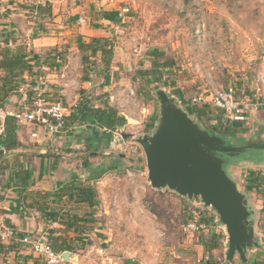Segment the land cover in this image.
Here are the masks:
<instances>
[{
  "label": "rangeland",
  "instance_id": "1",
  "mask_svg": "<svg viewBox=\"0 0 264 264\" xmlns=\"http://www.w3.org/2000/svg\"><path fill=\"white\" fill-rule=\"evenodd\" d=\"M47 4L44 10L48 9ZM109 5L119 10L123 18L108 31L114 42L110 93H114L115 102L126 99V92L134 94V102L127 106L124 117L121 109L108 101L110 93H105L107 105L126 119L121 128L123 134L137 136L153 130L158 116V89L174 97L185 111L193 107L204 110L201 118L196 113L189 116L206 130L217 129L219 122L233 130V135H223L233 141L228 142L230 146L238 147L239 142L252 137L258 124H264V0H63L60 23L53 22V17L41 10L33 17L44 16L45 21L35 22L44 30L51 24L55 34L64 31L71 43L78 33L88 36L96 23L92 21H97L102 9ZM81 13L91 22L83 17L79 21L86 23L79 24L77 16ZM62 23L66 29H60ZM154 51L161 54L156 62L171 61L172 66L159 70V82L148 83L137 72L152 69L149 53ZM80 56L66 70L81 86L89 82L94 89L85 84L86 88L79 90L104 96L105 88L100 87L103 79L94 68L99 59H81L78 66ZM229 86L246 110L244 122L234 125L212 106L192 104L194 98ZM43 87L36 85L37 93L46 96L39 90ZM116 92L122 96L116 97ZM31 93L34 95L28 96V105L37 94ZM82 123L84 127L87 121ZM93 132L98 136V131L91 128ZM87 138L92 143H86V149L97 152L89 160L92 166L112 158L118 167L108 174L101 169L91 176L88 166L81 164L78 168L81 179L92 180L90 185L100 205L94 214V231L80 235V243H70L68 252L72 258L64 264H227L226 233L210 209L203 208L198 199L189 201L167 189H152L144 154L133 140L125 139L127 150L119 153L111 149L116 131L108 136L102 132L99 142L95 135ZM108 160L107 165H111ZM227 160L243 162L233 170V178L239 190L250 197L249 205L255 214V233L261 247L248 253V264H264V150L253 149ZM212 235L220 238H216V248L206 252L203 245ZM43 263L42 258L40 264ZM234 264H241L238 258Z\"/></svg>",
  "mask_w": 264,
  "mask_h": 264
},
{
  "label": "crops",
  "instance_id": "2",
  "mask_svg": "<svg viewBox=\"0 0 264 264\" xmlns=\"http://www.w3.org/2000/svg\"><path fill=\"white\" fill-rule=\"evenodd\" d=\"M55 3H59V6H55ZM45 4H47V10L43 9ZM112 6L109 5L102 11L112 10L117 13L119 10L111 8ZM0 9L2 11L0 16V51L5 47L12 51L23 47L30 65V69L23 74L24 84L15 93L9 95L3 109L13 113L25 111L31 105V103L28 105V96L34 95L31 91L37 93L36 85L39 84L44 86L39 88L46 95L42 94L43 98L49 101H60L71 108L67 113V118L73 113V108L85 97L90 101L93 100L94 107L104 106L102 104L107 102L105 93H110L111 87L109 86L110 82L106 85L103 76L99 74V60L95 62L94 68L103 79L100 87L105 88L102 92L104 96H97L96 92L89 90L88 92L79 90L81 87L82 89L86 88V85L91 87L89 89H93V86L89 82H84L81 86L77 82V78L66 68L73 67L71 62L80 56L76 45L78 40L89 42L92 37L112 40L108 31L110 26L113 27L117 23L99 17L97 21H92L96 23H93V27H91V34L88 32V36H85L78 33L76 39L70 43L69 38L66 37L67 33L65 34L64 31L55 34L51 24L44 30L35 22L36 20L38 22L45 21L44 16L40 15L39 19L33 17L36 11L41 10V12L51 15L53 22L60 23L63 17V0L56 2L55 0H38L37 2L33 0H0ZM120 13L118 12L117 21L123 20ZM83 15L81 13L77 16L79 24L86 23L85 20L79 21L83 17L91 22L89 17L87 19ZM64 28L66 29L62 23L60 29ZM66 51L69 53L67 54ZM80 63L81 56L77 65L80 66ZM2 74L0 71V76ZM108 77H110V72ZM65 84L67 85L65 86ZM113 95L114 93L108 94V101L113 98ZM118 95L122 96L121 93L116 92V97ZM12 120L15 125L16 144L5 149V137L0 141L1 220L6 226L14 228L22 235L48 234L50 230H53L55 236H62V239L64 238L69 245L72 241L80 243V235L87 232L79 235H75L72 231L64 233L63 216L80 211L74 204L68 202L69 186L79 183L93 185L91 179L87 181L81 179L82 176L79 175L81 172L78 170L81 164L83 167H89L90 171L88 172L91 176L93 172L98 174V170L101 169L108 174L111 169L114 170L118 167V162L112 158H107L97 164L100 166H92L89 162L97 154L85 147L86 143H92L91 138H87L91 133V128H95L91 124H86L83 127L81 126L83 123L80 121L78 123H69L68 121L64 132L59 135H50L35 124L18 122L14 118ZM102 132L103 130L99 129L97 133L100 136ZM97 142L95 145L98 144ZM86 153L89 155L88 157ZM108 159H111V165H107L110 163ZM102 164L103 166H101ZM96 200L97 205H100L98 198ZM68 258L69 260L72 258L70 253ZM41 261L42 257L32 254L17 242L9 244L0 242V264H40Z\"/></svg>",
  "mask_w": 264,
  "mask_h": 264
},
{
  "label": "water",
  "instance_id": "3",
  "mask_svg": "<svg viewBox=\"0 0 264 264\" xmlns=\"http://www.w3.org/2000/svg\"><path fill=\"white\" fill-rule=\"evenodd\" d=\"M155 97L158 116L153 130L137 136L122 135L140 146L150 187L167 189L189 201L198 199L224 228L226 263L234 264L238 258L241 264H248V253L261 247L255 233V214L249 205L250 197L239 190L233 178V170L243 162L227 159L252 149L264 150V124L256 126L254 138L234 147L229 145L233 143L230 139L194 121L164 90H156ZM68 257V252L61 254L63 262Z\"/></svg>",
  "mask_w": 264,
  "mask_h": 264
},
{
  "label": "trees",
  "instance_id": "4",
  "mask_svg": "<svg viewBox=\"0 0 264 264\" xmlns=\"http://www.w3.org/2000/svg\"><path fill=\"white\" fill-rule=\"evenodd\" d=\"M42 8V7H40ZM117 13L103 12L100 14L101 19L109 20L114 23L117 21ZM77 49L83 56L82 61L89 58L99 59L100 71L99 74L103 76L104 83L107 85L109 82L108 73L110 72V65L113 59L114 44L110 38L103 37H92L89 42L78 40L76 42ZM149 56H152V69L151 70H140L137 73L148 83L159 82L162 77L161 68H169L172 66V62H165L159 64L158 58H161L159 52H150ZM84 62V61H83ZM30 69L29 62L27 61V54L23 47H18L15 51L5 47L0 51V108H3L8 101L9 95L15 93L22 84H24L23 74ZM149 77H153V80H148ZM178 94L180 92H177ZM107 101V100H106ZM103 107H94L90 100L86 97L82 99L72 110V114L66 119L65 129L69 123H78L87 121V124L95 126L96 131L99 129L103 130V134L108 136V133L115 132L121 129L126 119L119 114L117 109L110 108L107 102ZM188 114L192 115L196 113L198 117L205 116L204 110H197L196 108L188 109ZM219 121V120H218ZM234 125L237 123H233ZM216 128V127H214ZM218 130L223 134L233 135V130H230L224 123L219 122ZM15 125L12 118L8 117L5 121V132H4V147L5 149L10 148L16 144L15 142ZM95 135L96 138L100 139V136ZM106 137V136H105ZM4 139V138H3ZM99 142V140H97ZM253 180L258 185V179L253 175ZM68 202L74 204L80 211H75L70 215L63 216V227L64 233L72 231L75 235L83 234L85 232H91L93 225L95 224V210L97 206L96 191L89 184H72L69 186ZM47 241L50 243L53 251L57 254L69 251L70 245L67 243L62 236H55V232L50 230L46 234ZM216 238L218 236L212 235L204 243L203 247L206 252L212 251L217 246ZM62 239V240H61Z\"/></svg>",
  "mask_w": 264,
  "mask_h": 264
},
{
  "label": "built area",
  "instance_id": "5",
  "mask_svg": "<svg viewBox=\"0 0 264 264\" xmlns=\"http://www.w3.org/2000/svg\"><path fill=\"white\" fill-rule=\"evenodd\" d=\"M2 11L0 9V16ZM121 16V15H120ZM67 84H65L66 86ZM126 99L110 98L115 105L121 109V114L125 117L127 106L134 102L133 92H126ZM192 104L202 106H212L222 112L226 121L230 123H241L246 120V110L239 102L236 92L232 86L219 88L209 96H199L192 99ZM71 108L60 101H49L43 98L41 93L36 94L31 105L23 112L13 113L0 108V141L4 137L6 118L12 117L18 122L35 124L44 129L50 135H59L65 131L67 113ZM126 109V110H125ZM123 130H116V138L111 143L112 151L124 153L127 150V144L123 138ZM35 137V135H32ZM135 136V135H134ZM132 140V139H131ZM0 242L9 244L17 242L27 248L32 254L42 257L45 264H63L61 254L53 251L50 243L47 241L46 234H19L17 230L6 226L0 218Z\"/></svg>",
  "mask_w": 264,
  "mask_h": 264
},
{
  "label": "flooded vegetation",
  "instance_id": "6",
  "mask_svg": "<svg viewBox=\"0 0 264 264\" xmlns=\"http://www.w3.org/2000/svg\"><path fill=\"white\" fill-rule=\"evenodd\" d=\"M212 129H214V130H216L217 131V129L216 128H212ZM218 133H220L221 135H224V134H222V132L221 131H217ZM224 137V136H223ZM263 137H264V135H263ZM252 138H254V136L252 137ZM248 139H251V138H248ZM248 139H246V140H248ZM244 142H245V140H243V141H241V142H239V143H241V145H239L238 147H241V146H243L244 145ZM262 143H260V144H256V146H259V145H261ZM235 147H237V146H235ZM253 150V149H252ZM250 151V150H249ZM246 152V151H245ZM244 152V153H245ZM248 152V151H247ZM244 153H242V154H244ZM241 154V155H242Z\"/></svg>",
  "mask_w": 264,
  "mask_h": 264
}]
</instances>
